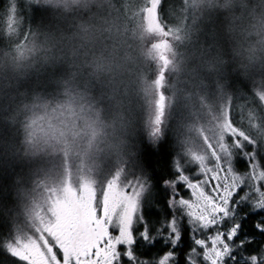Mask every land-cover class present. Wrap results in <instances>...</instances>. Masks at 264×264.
Returning a JSON list of instances; mask_svg holds the SVG:
<instances>
[{
    "label": "clouds",
    "instance_id": "obj_1",
    "mask_svg": "<svg viewBox=\"0 0 264 264\" xmlns=\"http://www.w3.org/2000/svg\"><path fill=\"white\" fill-rule=\"evenodd\" d=\"M28 4L35 20L18 7L0 19V156L16 165L0 177V221L14 235L58 170L136 162L160 93L158 135L178 145L214 131L241 98L264 105V0H167L168 36L149 29L146 0Z\"/></svg>",
    "mask_w": 264,
    "mask_h": 264
},
{
    "label": "snow or ice",
    "instance_id": "obj_2",
    "mask_svg": "<svg viewBox=\"0 0 264 264\" xmlns=\"http://www.w3.org/2000/svg\"><path fill=\"white\" fill-rule=\"evenodd\" d=\"M166 2L146 0L143 14L150 30L158 29L168 36L170 32L161 22L164 19L163 4ZM17 7L11 3L8 15L15 14ZM162 43L166 44L167 41ZM162 80L163 74L155 81L158 89L162 86ZM249 102L256 107L244 105L247 112L246 126L230 119V110L235 108L233 104L226 122L215 127L211 143L208 144L211 151L189 147L184 153L199 166V174L203 179L192 182L184 174L179 161L174 159L172 171L175 178L171 180L165 178L163 173H158L154 182H150L151 178L143 174L128 179L127 167L113 170L99 201L96 188L90 184L82 185L79 190L66 187L61 195L50 202L42 197L48 203L52 219L44 222V227H38L34 235L18 232L6 244L7 252L26 264H61L54 248L62 253V264H120L122 258L128 264H149L139 258L136 249L151 251L157 245H163L170 250L152 264H170L175 259V249L180 246L182 239L181 217L173 214L159 221L158 226L151 224L146 218L142 201L155 188L157 203L167 196L169 209L179 207L188 218L192 244L186 255L188 264H197V257L204 264H264V253H245L246 246L254 239L248 220L264 212V170L256 162L255 151L258 142L264 143V115H261L264 105L250 98ZM164 111L165 96L160 93L155 116H150L147 121V138L141 137V155L147 150L155 151L156 146L164 141L158 135L164 121ZM226 137L230 138L231 143L226 141ZM249 145L253 146V150L245 151ZM234 150H240L251 162L250 171L245 176L233 171L231 161ZM178 184L186 186L192 198L178 199ZM245 184L248 191L234 199ZM169 189L172 191L169 192ZM245 204L250 206L251 212L240 215L237 209ZM39 207L40 204L36 203L32 209L34 221L43 220ZM226 223L229 226L225 229L223 226ZM253 227L256 232L264 234V220L257 221ZM110 228L118 230L119 234L113 236ZM209 229L212 230L210 233ZM201 233L204 235H199ZM118 245L123 246L122 253L117 250Z\"/></svg>",
    "mask_w": 264,
    "mask_h": 264
},
{
    "label": "trees",
    "instance_id": "obj_3",
    "mask_svg": "<svg viewBox=\"0 0 264 264\" xmlns=\"http://www.w3.org/2000/svg\"><path fill=\"white\" fill-rule=\"evenodd\" d=\"M7 3L8 0H0V15L4 13V11L7 8ZM246 86V85H245ZM247 87V86H246ZM242 103V114L239 115V119H241V124L246 126L247 125V112L244 108V105L247 106H252L249 101H246L245 99L241 101ZM257 112H259V109H257ZM261 115H264V113H261ZM232 119V118H231ZM235 119H237L235 117ZM142 136L146 138V136L141 133ZM184 144H176L172 143L169 144L167 142H162L160 145L156 146V150H147L144 151L143 155H141L142 151V145H140L139 148V156L135 162L136 165H138L142 170L146 168L147 170L150 171L151 173V179L152 182H154L157 178L158 173H163L165 178L171 180L175 178V173L172 171V164L169 162V158L171 156L172 160H177L179 161L181 167L183 168L184 172L186 170L190 171V173H194L196 171V166L192 164L191 162H185V155L182 151V147ZM253 146H247L245 151H252ZM237 152V159L235 161V169L238 172H244L247 167V161L244 158V156L240 155L242 153L240 150H234ZM256 151V161L259 164L260 168L264 170V143H259L255 147ZM240 152V153H239ZM243 154V153H242ZM0 169V177H2L6 182L10 180V174L8 171H3ZM148 171V172H149ZM148 174V173H147ZM149 176V174L147 175ZM150 177V176H149ZM169 192L172 190L169 189ZM176 191L179 193V198H187L188 197V192L187 189L184 188L183 184H178L176 185ZM142 206L145 210V215L148 220L151 221V224L154 226H158V222L161 220L166 219L167 217L172 216L175 214L176 216L181 217V233H182V239L180 242V246L175 249L176 256L175 259L172 261L173 264H188L186 260V255L189 252L190 247L192 246L191 240H190V230H189V225H188V218L183 215V210L177 207L175 210L169 209L167 205V196L164 197L163 201L161 203H157V193L156 189L152 188L150 190V193L147 194L142 201ZM149 209H151V212H149ZM239 214L240 215H245L246 213H249V207L248 206H240L239 209ZM264 220V212H262L260 215L256 216L253 215L249 218L248 220V227L249 229L252 230L254 239L253 242L250 245H247L245 248V253L246 254H256V253H263L264 251V246L261 248H257L253 250L252 248L255 247L258 244H263L264 243V234L256 232L254 230V225L257 221ZM25 223L21 226V229L25 228ZM3 227V226H2ZM0 225V264H26L24 261H20L16 257H12L6 250V244L8 242H11V239H13L14 234L10 231V234H7L6 238L2 240V231L3 229ZM212 230L209 229L208 232L210 233ZM136 234V229H134V235ZM199 235H204L203 233ZM163 250V253L166 251H169L170 249L167 247H164L163 245H157L156 248L151 249V251H144L143 249H136L137 255L141 260L148 261L149 264H152L153 262V257L161 252ZM198 251H201L199 248L197 249ZM154 252V256H150L151 252ZM163 253L161 255H163ZM159 255V256H161ZM157 257V259L159 258ZM123 264H128L127 260H122ZM197 264H204L203 260L200 257H197Z\"/></svg>",
    "mask_w": 264,
    "mask_h": 264
},
{
    "label": "rangeland",
    "instance_id": "obj_4",
    "mask_svg": "<svg viewBox=\"0 0 264 264\" xmlns=\"http://www.w3.org/2000/svg\"><path fill=\"white\" fill-rule=\"evenodd\" d=\"M11 3H12V0H8V6H7L6 10L4 11V13L0 15V19L6 18V16L8 15V10H9ZM16 3L18 6L19 14L24 16V17H28L29 15H31V18L33 20H35L36 18H38L42 14L41 10L39 8H30V6L28 4V0H16ZM234 105H235L234 110H230V119L232 118L233 120L241 123V119H239L240 117H238V116L242 114V103L240 100H237L234 103ZM247 107L253 108L252 106H247ZM235 117L237 119H235ZM213 134H214V131H209V133L206 134L202 138L193 137L192 141L190 143H184V146L182 147L183 153H185L189 147H195V148L200 149V150L207 149V151L210 152L211 149L208 148V144L211 143L210 138ZM169 137L171 138V142H172L173 138L170 134H169ZM206 137H208L209 139L206 140L205 139ZM226 141L231 143V140L228 137H226ZM240 155L243 156L242 153H240ZM236 159H237V152L233 151L232 161H231V166L233 168V171L237 175L245 176L250 171L251 162L247 158H245L247 161L246 170L244 172H238L235 169ZM184 161L185 162H191L192 164H194L196 166V171L194 173H190V171H188V170H186L184 172V174L189 176V178L192 182H197V181L203 179V176L199 174V166L195 162H192L189 157H186ZM8 164L16 167L14 160L8 159ZM8 164L6 166H4V164H3L2 170L8 171V173L10 174V179H11L12 174H15L16 170H14L12 168H8ZM210 166H211V162H210ZM0 169H1V166H0ZM127 169L129 172V175L127 177L128 179H134L135 177L140 176L142 173V169L138 165H136L135 162L128 165ZM113 170H115V169L92 170L90 168L81 167L75 162L71 166H69L67 169L58 170L54 174V177L52 178V180L47 184L46 188L42 192L41 197L37 201V203L40 204L38 211H39L40 215L43 217V220L42 221L41 220H35L34 221V219L26 220L25 228L19 230L18 232L22 235H34L35 234L34 232L38 227H44L45 226L44 222L50 221L52 219V216H51V211L49 210L48 203H46L44 200H42V197H46L48 199V202H50L51 199L61 195L63 189L66 187H71L73 189L79 190L82 185L90 184L96 188L97 201L101 200L102 199V189L105 187L106 181H107V179L110 178V173ZM184 188L187 189L186 186H184ZM247 191H248V187H247V184H245L244 186H242L241 190H238L234 199H238L239 196L243 195ZM187 192H188V197L185 199L192 198L191 191L189 189H187ZM243 206H248V205L245 204ZM248 207H250V206H248ZM239 209H240V207H238L237 211H239ZM228 226L229 225L226 223L223 227L226 229ZM109 230L113 236L119 234L118 230H116V229L110 228ZM14 237H15V235H14ZM49 241H50V243H52L51 238H49ZM117 250L122 253L124 250L123 246L118 245ZM54 251H56L57 258L59 260H61V264H62V253L59 251L58 248H54ZM263 253H264V251H263ZM122 260H126V259L122 258L120 261V264H123ZM172 261H170V264H173Z\"/></svg>",
    "mask_w": 264,
    "mask_h": 264
},
{
    "label": "bare ground",
    "instance_id": "obj_5",
    "mask_svg": "<svg viewBox=\"0 0 264 264\" xmlns=\"http://www.w3.org/2000/svg\"><path fill=\"white\" fill-rule=\"evenodd\" d=\"M6 6H8V3H7ZM244 86H245V85H244ZM245 87H246V86H245ZM239 100L242 101V100H244V99L241 98V99H239ZM246 101H249V100H246ZM141 137H142V135H140V136L138 137V142H139L140 145H142V144H141ZM163 142H167V143H169V144H171V145H172V143H173V144L175 143L173 140H172V142H171V138L169 137V135L165 136ZM10 160H11V159H10ZM169 162H170L171 164H172V162H173L171 156H170V158H169ZM3 164H4V166H6V165L8 164V158H7V157H4V156H0V166H3ZM8 168H12V169L16 170V167L11 166V165H9V164H8ZM148 171H149V170H147L146 168H144V170H142V173H141V174H143V175H148V174H149V176H150V178H151V173H150V171H149V172H148ZM147 173H148V174H147ZM13 175H14V174H12V176H13ZM150 182H152V179H151ZM249 212H251V208H250V207H249ZM0 225H1V227L3 226V227H2L3 229H5L4 231H2L3 233H2V235H1L2 240H3V239L6 238L7 234H10V230H9V228H8V224H7L6 221H0ZM263 246H264V243H263V244H258V245H256V248L253 247L252 249L255 250V249H257V248H261V247H263ZM154 252H155V251L151 252V255H150V256L153 257V256H154ZM162 253H163V250H162L161 252L157 253V254L153 257V261L156 260L157 257H158L159 255H161Z\"/></svg>",
    "mask_w": 264,
    "mask_h": 264
}]
</instances>
